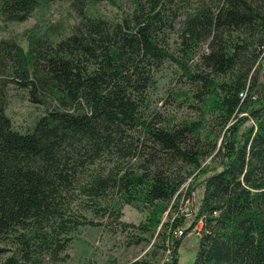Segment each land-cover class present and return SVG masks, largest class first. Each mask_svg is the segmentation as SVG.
I'll return each instance as SVG.
<instances>
[{"label":"trees","instance_id":"16d2710c","mask_svg":"<svg viewBox=\"0 0 264 264\" xmlns=\"http://www.w3.org/2000/svg\"><path fill=\"white\" fill-rule=\"evenodd\" d=\"M60 1L76 15L69 33L52 24L26 51L0 39V264L64 262L74 233L109 219L129 246L155 238L130 264L171 247L178 264L173 232L200 176L194 264H264V0H0V21ZM167 61L190 87L165 100L193 110L180 120L152 106ZM11 83L46 106L26 130L7 114ZM124 205L143 221H121Z\"/></svg>","mask_w":264,"mask_h":264},{"label":"rangeland","instance_id":"374dc122","mask_svg":"<svg viewBox=\"0 0 264 264\" xmlns=\"http://www.w3.org/2000/svg\"><path fill=\"white\" fill-rule=\"evenodd\" d=\"M100 9L103 13L112 17L117 13L116 7L106 3L101 4ZM58 22H61L64 26L65 33H69L70 27L76 23V15L72 11L70 4L62 1L47 5L42 3L33 16L25 22L4 24L0 21V39L16 38L23 50L26 51L30 44V36L34 33L45 32L48 26L57 24ZM170 41L172 50L176 51L174 55H177L176 34L171 35ZM198 60L199 58L195 57L193 65L197 64ZM260 71H264V59L261 63ZM182 74V71L175 61H167L156 76V90L151 99L154 109L157 108L158 110L169 113L175 120L193 115L192 109L186 106L180 108L178 107V102L170 105L165 101L169 98L168 94L181 88L187 91L190 88L186 78ZM45 109V105L31 103L24 90L19 89L15 84H10L7 114L12 118L14 125L18 129L26 130L32 127L36 119L44 114ZM248 124H251V122ZM247 125L242 126L240 131L244 132ZM211 166L216 169L218 162H212ZM202 180L203 176L195 180V183H193V185L195 184L194 190L191 191L190 199L183 200V205L180 208V212L185 213L187 222L189 220L193 222L192 215H190L191 210L195 208L199 209L200 207V201L204 191L201 183ZM193 200V207L189 206L187 202H192ZM121 214L120 220L127 223L138 224L144 219L143 214L130 205H124ZM85 216L95 222H105L99 219L92 211H86ZM170 217L169 214L168 216L165 215L163 221L168 220ZM195 218L198 221L197 216ZM187 222H183L173 232V239L183 238L178 249V264H194L198 251L199 234H197L198 232L196 233V228L200 229L199 226L201 223L198 222L199 224H197L194 231L192 228H186L191 224ZM107 223L105 227L86 226L81 228L77 233L72 235L73 241L67 249L66 254L68 257L64 262L55 263L46 259L44 264H130L135 260H142L147 252H151L153 243L155 242L154 237L149 238L148 242H144L141 245L129 246L127 242L130 237L120 231L119 227H117L118 222L114 225V220L109 219ZM130 231L134 233L136 230L131 228ZM171 248H167L165 253H161L162 255L159 261L151 260V257L148 256L150 264H170L172 260Z\"/></svg>","mask_w":264,"mask_h":264},{"label":"built area","instance_id":"2783aa9c","mask_svg":"<svg viewBox=\"0 0 264 264\" xmlns=\"http://www.w3.org/2000/svg\"><path fill=\"white\" fill-rule=\"evenodd\" d=\"M193 202H194V200H193L192 202H187V204H188L189 206H192V207H193Z\"/></svg>","mask_w":264,"mask_h":264},{"label":"bare ground","instance_id":"6f19581e","mask_svg":"<svg viewBox=\"0 0 264 264\" xmlns=\"http://www.w3.org/2000/svg\"><path fill=\"white\" fill-rule=\"evenodd\" d=\"M190 215L194 216L192 210H191V212H190ZM192 216H191V217H192Z\"/></svg>","mask_w":264,"mask_h":264}]
</instances>
